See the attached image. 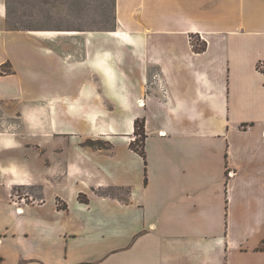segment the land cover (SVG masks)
Instances as JSON below:
<instances>
[{
    "label": "crops",
    "instance_id": "crops-1",
    "mask_svg": "<svg viewBox=\"0 0 264 264\" xmlns=\"http://www.w3.org/2000/svg\"><path fill=\"white\" fill-rule=\"evenodd\" d=\"M5 22L0 0V264H264V0H115L105 32ZM14 188L43 203L18 214Z\"/></svg>",
    "mask_w": 264,
    "mask_h": 264
},
{
    "label": "rangeland",
    "instance_id": "rangeland-1",
    "mask_svg": "<svg viewBox=\"0 0 264 264\" xmlns=\"http://www.w3.org/2000/svg\"><path fill=\"white\" fill-rule=\"evenodd\" d=\"M6 28L33 31H113L115 0H4ZM40 34V33H37ZM103 193L125 196V191L108 189Z\"/></svg>",
    "mask_w": 264,
    "mask_h": 264
},
{
    "label": "trees",
    "instance_id": "trees-1",
    "mask_svg": "<svg viewBox=\"0 0 264 264\" xmlns=\"http://www.w3.org/2000/svg\"><path fill=\"white\" fill-rule=\"evenodd\" d=\"M9 30H19L18 28H7ZM198 51H203L205 48V44H200L198 47H196ZM134 135L135 138L133 141L130 142V148L139 154L141 158L144 160L146 164V158H145V128H144V120L143 119H136L134 121ZM79 200L82 202H87V198L85 196L80 195Z\"/></svg>",
    "mask_w": 264,
    "mask_h": 264
},
{
    "label": "built area",
    "instance_id": "built-area-1",
    "mask_svg": "<svg viewBox=\"0 0 264 264\" xmlns=\"http://www.w3.org/2000/svg\"><path fill=\"white\" fill-rule=\"evenodd\" d=\"M193 38L191 42L193 44ZM194 45V44H193ZM231 174V172H230ZM9 202L15 207V210L18 214L23 213V207L29 204H42V199H34L29 193L21 188H14L9 194Z\"/></svg>",
    "mask_w": 264,
    "mask_h": 264
},
{
    "label": "bare ground",
    "instance_id": "bare-ground-1",
    "mask_svg": "<svg viewBox=\"0 0 264 264\" xmlns=\"http://www.w3.org/2000/svg\"><path fill=\"white\" fill-rule=\"evenodd\" d=\"M56 34H74V32H55ZM142 104V102H141Z\"/></svg>",
    "mask_w": 264,
    "mask_h": 264
}]
</instances>
